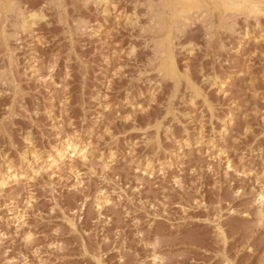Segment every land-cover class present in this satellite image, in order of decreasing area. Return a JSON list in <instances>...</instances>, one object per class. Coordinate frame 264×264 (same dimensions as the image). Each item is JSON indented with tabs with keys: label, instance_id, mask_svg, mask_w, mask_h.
Segmentation results:
<instances>
[{
	"label": "rangeland",
	"instance_id": "rangeland-1",
	"mask_svg": "<svg viewBox=\"0 0 264 264\" xmlns=\"http://www.w3.org/2000/svg\"><path fill=\"white\" fill-rule=\"evenodd\" d=\"M0 1V264H264L263 7Z\"/></svg>",
	"mask_w": 264,
	"mask_h": 264
},
{
	"label": "bare ground",
	"instance_id": "bare-ground-1",
	"mask_svg": "<svg viewBox=\"0 0 264 264\" xmlns=\"http://www.w3.org/2000/svg\"><path fill=\"white\" fill-rule=\"evenodd\" d=\"M88 1V0H87ZM1 2V1H0ZM8 2V1H7ZM6 2V9H7V11L9 12V13H17V12H15V2H14V4H13V2L11 3V2H8L7 3ZM103 2L104 3H108L109 2V0H103ZM181 2H183V3H186V7H185V9L182 11V10H180L179 9V3H181ZM230 2H231V4L233 5V6H236V7H240V6H244V7H246V8H249V9H255L256 11H258L259 12V8H262L263 7V9H264V0H230ZM3 4H5V2H3ZM159 4V3H158ZM1 6H2V8H3V5L1 4ZM150 12H152V18H153V20H152V22H153V25H152V30L154 29V30H157V31H159V32H161V31H163V30H165V29H168V28H170V30H169V34L168 35H170L171 36V33L173 34V33H175V32H177L178 30H180L181 28H183L184 26V24H186V21H187V19H189V18H191L192 19V17H193V19L195 18V17H197L196 15H198V14H201L200 15V17H199V19L200 18H203V19H207V18H205V15H207L208 14V12H207V10H204V9H198V8H195V6H194V4L192 3V0H162L161 2H160V4L159 5H155L154 4V2L152 1L151 3H150ZM256 7H259L258 9L256 8ZM0 10H1V8H0ZM17 10V9H16ZM249 11V10H248ZM263 12V11H262ZM262 12H261V14H262ZM0 13H1V11H0ZM207 13V14H206ZM244 13V12H243ZM264 13V12H263ZM239 15H241V14H239ZM199 16V15H198ZM254 16H256V15H254ZM207 17H208V15H207ZM225 17V16H224ZM236 17H238V15H236V14H230L229 13V15H227V17H226V20L224 19V21H228V20H232L233 19V21H234V19L236 18ZM36 16H33L32 17V19H35L36 20ZM192 19V20H193ZM197 19V18H196ZM191 21V20H190ZM9 22V21H8ZM185 22V23H184ZM204 22V21H203ZM207 22L209 23V21H208V19H207ZM235 22H236V20H235ZM207 23V24H208ZM235 24V23H234ZM211 26V24H208V26ZM209 26V27H210ZM213 27V26H212ZM211 27V28H212ZM229 28V27H228ZM231 28V27H230ZM225 29V28H224ZM182 30V29H181ZM209 30V29H208ZM181 32H183V31H181ZM173 35H175V34H173ZM174 38V37H173ZM211 38H212V36H211ZM160 40H162L161 42V46H159V49H160V51L163 49V47H164V43H165V41L167 40H165V39H160ZM158 44V43H157ZM161 53V52H160ZM159 53V54H160ZM156 55V54H155ZM156 58V57H155ZM157 60V59H156ZM171 69V68H170ZM169 69V70H170ZM172 69L173 70H175L176 68H175V65H174V63H172ZM169 72V71H168ZM170 74V73H169ZM71 142V141H70ZM68 145V144H67ZM64 150V149H63ZM86 149H83V148H79L77 145H68L67 147H66V149L63 151V153H59V161H63L65 158H66V156H68L70 159H72L73 160V158H75V157H78V155H80L79 156V158H81L82 160H85L86 159ZM71 161V160H70ZM86 161V160H85ZM55 162H57V161H55ZM55 162L54 161H52L51 162V164H50V168L52 169L53 167H54V164H55ZM57 164V163H56ZM108 166H106V168H107ZM41 168V167H40ZM40 170V169H39ZM43 170V169H42ZM41 170V171H42ZM55 171H56V168H55ZM54 171V172H55ZM38 172L36 171V173L35 174H37ZM53 173V172H52ZM34 174V173H33ZM54 174V173H53ZM18 176V175H17ZM35 176V175H34ZM22 177V176H21ZM20 177V178H21ZM20 178H17V177H15V181H17L18 179H20ZM23 178V177H22ZM14 182V181H13ZM7 185V184H6ZM263 200H264V195H262L261 197H260V199L258 200V203L260 202L261 204H263ZM260 204V205H261ZM261 211H263V209L261 210ZM261 214H263V212L261 213ZM264 215V214H263ZM262 221V220H261ZM30 238V237H29ZM154 264H160V257L159 256H157V255H154Z\"/></svg>",
	"mask_w": 264,
	"mask_h": 264
}]
</instances>
